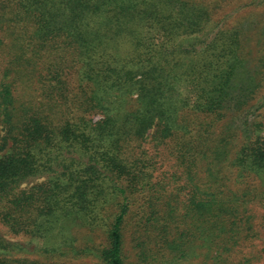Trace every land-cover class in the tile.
I'll list each match as a JSON object with an SVG mask.
<instances>
[{
    "label": "trees",
    "instance_id": "16d2710c",
    "mask_svg": "<svg viewBox=\"0 0 264 264\" xmlns=\"http://www.w3.org/2000/svg\"><path fill=\"white\" fill-rule=\"evenodd\" d=\"M227 2L0 0V264H264V55Z\"/></svg>",
    "mask_w": 264,
    "mask_h": 264
},
{
    "label": "rangeland",
    "instance_id": "374dc122",
    "mask_svg": "<svg viewBox=\"0 0 264 264\" xmlns=\"http://www.w3.org/2000/svg\"><path fill=\"white\" fill-rule=\"evenodd\" d=\"M227 1L228 2L225 5L223 4V8L217 9L216 12L221 14L227 13L224 15L227 16V21L230 20V27H240L239 29H241L244 34V45H247L246 49L247 51L249 50L252 56L250 58H261L264 55V4L261 6H252L248 4L250 0ZM224 7L226 10L223 11ZM261 94H264V89L260 93L261 97L264 96ZM256 114H259V112H256ZM251 121L249 118V122ZM241 122L242 120L239 119L232 121L234 127H241ZM9 238L12 240L18 239L14 236H10ZM126 253L128 261H133V251L130 238H127L126 241ZM29 257L34 258V255ZM82 262H84V264H96L95 261L91 259H86L81 261V263Z\"/></svg>",
    "mask_w": 264,
    "mask_h": 264
}]
</instances>
